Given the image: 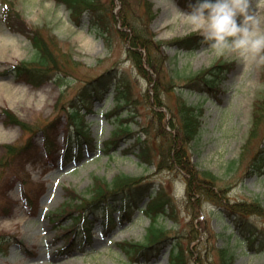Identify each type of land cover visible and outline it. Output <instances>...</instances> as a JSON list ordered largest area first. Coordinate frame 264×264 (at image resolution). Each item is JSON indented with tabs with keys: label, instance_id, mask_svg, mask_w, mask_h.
<instances>
[{
	"label": "rangeland",
	"instance_id": "1",
	"mask_svg": "<svg viewBox=\"0 0 264 264\" xmlns=\"http://www.w3.org/2000/svg\"><path fill=\"white\" fill-rule=\"evenodd\" d=\"M11 1L16 2L17 9L26 19L27 29L30 25L50 28L58 42L57 51L59 47H63L80 64L73 63L74 69H68L72 74L68 76V81L64 80L61 84L54 79L40 86L18 81L14 72L10 71L11 64L32 61L35 50L28 37L30 35L22 28L25 27L24 24L19 25L20 28L15 31L7 27L3 18L5 0H0V32L8 33L15 39L14 42L8 40L0 45V112L3 107L9 106L22 120L36 126V121L55 115V104L62 91L65 98H70L88 78L112 67L115 68L118 81L128 85L132 98L128 108L121 111L122 118L131 121L132 134L122 138L113 152L91 148L85 142L83 156L65 164L59 162L61 149L66 143V138L61 133L70 129V123L66 122L64 114L58 126L61 128V135L53 144L43 146L42 134H35L36 151L25 170L18 179L16 175L6 173L0 184L3 185L8 180V188H12L6 196L0 193V204L12 207L9 215L0 216V232L15 234L19 241L26 243L27 252L31 253H23L19 245L14 243L7 252L0 253V264H129L131 259L118 243L125 240L145 241L150 225V218L145 211L137 210L130 220L123 222L119 220V211H116L117 222L110 225L109 230H104L102 218L97 220L92 224L90 240L84 246L72 249L70 257H65L63 251L57 253L64 241L62 237H58L61 228L50 222V212L59 209L67 198V187L73 188L80 197L89 198L95 176L111 181L119 173L143 177L145 188L153 190L154 194L157 190H162L169 200L166 205L174 208V217L160 218L173 245L169 242L160 247L157 256L146 264H169V252L177 244H180L179 249L185 253L187 264H223L222 254L226 255V252V258L229 257L232 264H264V249H258L261 245L259 233L264 236V218L256 214L234 215L232 208V204L237 201L253 199L260 200L264 205V173H247L255 150L264 141V119L259 124L256 136L244 150L253 126L254 100L264 91V65L245 63L238 57L233 58L235 54L220 57L223 61L235 64L228 68L217 96L203 100L195 91L185 88L184 80L179 79L181 84H178L171 78L176 72L181 75L197 73L213 66L220 59L206 45L193 52H186L168 44L174 39L196 33L192 31V25L186 17L178 12V9L184 12L190 10L186 0H114L112 6L111 0H98L99 9L108 4L117 18V22H114L110 16V40L107 42L98 31L90 27L88 12L78 23L69 15L70 10L66 5L57 0ZM249 2L250 8L264 17V7L259 6L258 0ZM123 16L131 25L140 28L147 26L148 32L155 34V38L162 42L160 50L154 56L161 61V71L156 73L152 70L151 73L163 105L155 104L154 93L148 94L152 86L147 76L134 64L129 54V41L117 30ZM261 27H264V23ZM59 61L60 64H66L61 57ZM115 83L109 82L100 86V89H111ZM152 90L156 91L153 87ZM181 91L183 98L189 102H201L202 109L199 132L187 144L190 149L189 158L197 170H211L220 178V184L225 186L223 192H218L220 199L204 198L200 204L195 203V206H189L186 199L187 176L184 173L177 168H156L161 149L166 146L167 141L160 135L164 123L158 122V115L154 110L164 111L166 117L170 116L172 110L177 112L182 99L179 96ZM116 103L112 92L106 91L101 98L94 100L92 112L83 116L95 139L94 143L102 148L112 130L119 124L115 114L108 116V111ZM128 111L131 112L130 115ZM165 126L166 129H171L167 124ZM149 128L152 131L147 130ZM24 133L22 127L4 123L3 116L0 115V144L22 141ZM149 133L152 139L146 140ZM135 135L149 142L152 150L151 163H144L137 154V146L132 147L137 143ZM48 168L52 169L44 173ZM21 194H27L32 204L26 205ZM152 199V196L144 195L140 198L139 205L145 209L147 201ZM223 204L228 205L229 209ZM72 215L64 218L62 225H69L79 213ZM234 216L256 231L254 248L246 244L245 234L249 235L251 232L238 226L234 222ZM158 224L156 221L155 226ZM31 230L36 231L38 236L45 234L41 241L44 248L34 244L33 237L29 238L28 232ZM44 249L51 252L47 258L42 257Z\"/></svg>",
	"mask_w": 264,
	"mask_h": 264
},
{
	"label": "trees",
	"instance_id": "2",
	"mask_svg": "<svg viewBox=\"0 0 264 264\" xmlns=\"http://www.w3.org/2000/svg\"><path fill=\"white\" fill-rule=\"evenodd\" d=\"M58 1L64 3L71 10L72 18L78 23L86 14L85 12H88V15L90 14L89 17L91 26L99 32V34L104 38L105 41L110 40L108 38L110 16L112 17L114 22H117V18L114 17V11L111 10V6L114 4V0H111V6L108 4H104L101 9H99L100 3L98 2V0ZM7 11L9 14H7L8 22L11 26H17L18 28H20L21 24H24L25 27L22 28H27L26 21L16 22L18 17L21 18V16L13 3L8 5ZM15 17V22L17 24L16 26L14 24ZM120 24L121 26L119 28L117 27V30L121 33L123 38L129 41V54L133 58L134 64L144 74V76H147L146 78L149 80L150 85L156 90L154 91L152 90V87H150L148 94H155V104H163L162 97L159 95L157 87L153 84L154 78L152 75L153 73H151L152 70L156 73H159L161 71V61L157 60L154 56L155 53H158V51L160 50L162 42L156 40L154 34L148 32L147 26L145 28H140L135 26L134 24L131 25L125 20V16H123ZM28 29L32 33L30 36L36 54L31 62H18L17 65L13 66L17 72V76L32 83L35 86L41 85L53 78L58 84H61L62 82H64V80L68 81V76L72 74V72L68 71V69H74V67L72 66L73 63L75 65H78L80 64V62L75 60L72 54H69L62 46L61 47L63 49L59 47V51H57L58 42L56 40L55 34L51 32L50 28L35 25L30 26ZM200 38L199 36H197V34L187 35L182 38L174 39L168 42V44H175L179 46V48L183 49H194L199 46ZM60 57L61 60L66 63L65 65L60 64ZM222 74L223 65L218 61L216 65L206 69H202L197 73H193L190 75H181L179 74V72H176L174 75H172L171 78H173L174 82L177 81L178 84H181L179 79L184 80L186 82L185 87L188 88L195 85V88L200 89V92L206 95L207 93H211V91L219 88ZM116 77L117 73L115 71V68H107L103 72L88 78L80 87V89L76 91L74 96L65 98L64 91H62L55 105V111L57 113L55 117L38 120L36 121V126H34V123L31 124V122L22 121L18 118V116L15 115L12 110L5 109L4 111L8 115L9 122L13 124H20L23 127L26 136L22 141L7 143L3 145L4 152L0 156V174L3 172L6 173L7 170L12 171L16 169L15 166L19 163L25 149L30 145L32 137L38 132V130L45 134V136H49L51 132L53 133L57 123L60 121L62 112L65 111L67 107L71 106V108H68L67 110L70 120L77 124L76 130L78 132H82L83 125L80 123L78 124V122L80 121V109L77 103L84 102L85 106L90 109L92 99L95 98L94 91L99 90L97 93H100V86L108 84L109 82H116V95L119 100H125V103L118 104L116 106V109L114 110L119 114L120 110L132 101V98L128 90V85H125L124 82L118 81L119 79L118 77L116 79ZM170 86L173 85H169V87ZM179 96L182 97L180 107H178L177 112L172 110L170 119L166 117L164 111L160 112L154 110L158 115V119L160 120H158V122L161 124L164 123L162 124L163 131L160 135L163 136V139L167 141L165 144L166 146H163L165 147V149H163V147L161 149V152L159 154L160 158L157 162L156 168L158 170H162L163 168H178L186 173V193L189 201H191V199H193L194 197L197 201H202L204 198L220 199L218 192H223L225 189V186L220 184L219 182L220 178L211 170H197L195 165L189 158V148L187 144L189 140L193 139L195 133L198 130V109L196 104L187 103V100L183 98L182 92L179 94ZM263 119L264 91L260 97L254 100L253 126L244 150L248 147V144L251 142L252 138L256 136L259 124ZM165 124H169L171 128L174 129V131L172 132L166 129ZM147 130L152 131V128H149ZM126 134H128L127 127L116 128L113 131L111 138L105 142V148H107V151L111 147L116 148V144L118 143V141L122 139ZM151 137L152 135L149 133L146 140H149ZM140 143L141 146L139 147L138 156L143 162L151 163L152 150L150 148L149 142L141 141ZM263 167L264 146L260 144V146L255 150L253 157L251 158L249 170L247 173L261 174L263 173ZM141 178L143 177L119 173L116 174L111 181H107L104 178L95 176L93 185L91 187V200L82 197V203H80V205L85 203V205L87 206L85 207L86 209L89 208V212L97 214L102 209L105 200H107L105 201L107 206H116L117 203H122V213L123 216H125V212H127L129 209L128 207L131 206V200H128V192H124V190L134 186ZM138 189L139 188L137 187L136 191H138ZM69 191L76 196L73 189H69L68 192ZM164 202L165 200L162 201L163 204ZM79 206H76L75 208H78ZM232 208L236 212L244 214L253 213L264 218V205L260 200L257 199L237 201L232 204ZM72 210H74V207L67 208L64 211V214L66 215ZM171 213L173 215L174 210H172ZM154 220L155 218H153L151 226L149 227V234L147 237L149 243H124V246H126V250L129 253L143 256L145 258H150L151 256H154L158 253L161 245L166 244L170 240V237L168 235L166 236V229L163 227H156ZM260 235L261 246H259L258 249L264 248V236L261 233ZM251 247L254 248V245L251 244ZM177 250V252L175 251V249L172 251L170 264H186L183 251L180 249ZM224 259L225 260L223 264H231V262H227L226 257H224Z\"/></svg>",
	"mask_w": 264,
	"mask_h": 264
},
{
	"label": "clouds",
	"instance_id": "3",
	"mask_svg": "<svg viewBox=\"0 0 264 264\" xmlns=\"http://www.w3.org/2000/svg\"><path fill=\"white\" fill-rule=\"evenodd\" d=\"M264 7V0H258ZM217 58L235 54L248 63L264 65V17L249 0H192L189 11L178 9Z\"/></svg>",
	"mask_w": 264,
	"mask_h": 264
},
{
	"label": "bare ground",
	"instance_id": "4",
	"mask_svg": "<svg viewBox=\"0 0 264 264\" xmlns=\"http://www.w3.org/2000/svg\"><path fill=\"white\" fill-rule=\"evenodd\" d=\"M165 10H168V8H165ZM175 13V11H173ZM185 19V17H183V20ZM11 40V41H15L14 37L11 35L9 36V34H4L2 32H0V45H4L6 43V41ZM5 49L7 50L8 48L5 46ZM30 230V229H29ZM32 237H34L36 240H41L42 238H39V236L37 235L36 231L31 230L30 232H28ZM47 252L44 251V257L47 258ZM41 264V263H38ZM42 264H44L42 262Z\"/></svg>",
	"mask_w": 264,
	"mask_h": 264
}]
</instances>
